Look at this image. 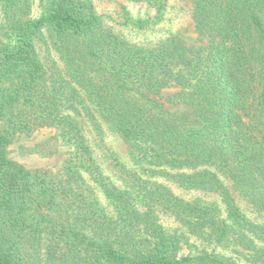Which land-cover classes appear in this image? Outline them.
<instances>
[{"label":"trees","instance_id":"trees-1","mask_svg":"<svg viewBox=\"0 0 264 264\" xmlns=\"http://www.w3.org/2000/svg\"><path fill=\"white\" fill-rule=\"evenodd\" d=\"M133 1L153 6L156 19L167 6ZM42 3L28 18L29 0H0V120L11 130H0V264H246L237 255L264 263V226L240 211L223 180L264 212V0H194L200 45L175 35L132 42L86 0ZM38 42L62 67L45 66ZM85 121L119 134L148 177L217 194L225 216L138 174L117 186L93 157ZM41 127L70 148L60 180L8 156L13 134ZM84 175L112 214L80 190ZM161 211L214 248L185 254L188 238L168 231Z\"/></svg>","mask_w":264,"mask_h":264},{"label":"rangeland","instance_id":"rangeland-1","mask_svg":"<svg viewBox=\"0 0 264 264\" xmlns=\"http://www.w3.org/2000/svg\"><path fill=\"white\" fill-rule=\"evenodd\" d=\"M194 0H167V6L162 17L156 19V9L146 2L133 0H86L93 6L96 14L102 15L105 26L116 34L137 43L155 44L169 36H177L186 44L200 45L203 38L194 27L191 16ZM30 9L26 13L28 18H36L43 12L42 0H29ZM0 10V23L2 20ZM145 21L143 27L137 26L135 21ZM37 52L47 68L62 67L56 52L44 44H37ZM178 88L166 87L162 90V100L173 94ZM171 108L170 104H166ZM0 130L11 131L7 122L0 120ZM83 130L91 146L93 157L102 170L103 174L119 187L124 186L130 173L138 174L143 179L166 186L175 196L185 202H199L201 206L215 207L216 212L223 218L225 212L220 197L215 193L201 190L187 189L179 186L176 182L164 176H147L143 173L142 166L132 157L125 140L111 129L106 123H89L85 121ZM12 135V134H11ZM8 156L14 162L22 165L25 169L46 171L52 178L60 180L64 175V167L67 165V156L70 148L62 143L54 128L41 127L32 132H16L12 135V141L8 146ZM172 173L175 171L171 170ZM231 189L240 211L251 221L264 226V212L258 211L248 204L231 186L228 179H223ZM80 190L94 197L98 203V210L112 214L111 206L104 195L86 175L79 182ZM90 197V198H91ZM161 224L171 232H178L188 238L184 244V253L193 254L200 250H211L203 236L193 234L188 224L179 221L173 215L161 211L159 213ZM263 245V243H262ZM216 250H222L216 246ZM237 249V247H234ZM236 252L233 253V255ZM240 262L248 264L240 255ZM264 264V263H262Z\"/></svg>","mask_w":264,"mask_h":264}]
</instances>
